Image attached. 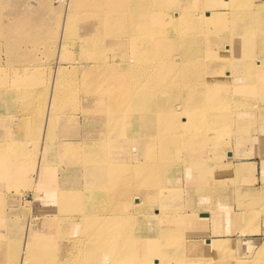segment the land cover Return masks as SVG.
Masks as SVG:
<instances>
[{"label":"rangeland","instance_id":"1","mask_svg":"<svg viewBox=\"0 0 264 264\" xmlns=\"http://www.w3.org/2000/svg\"><path fill=\"white\" fill-rule=\"evenodd\" d=\"M78 4L84 0H0V88L13 86L16 94L8 107L0 91V264H62L54 257L65 246L56 240L73 242L64 264H213V258L201 260L196 246L215 238L225 239L236 258L258 264L264 251V54L262 60L251 55L258 64L232 87L220 111L222 126L215 124L211 99L197 94L187 109L169 104L166 113L148 115L165 124L147 133L130 125L128 114L106 123L109 113L130 104L110 90L95 98L105 111L91 123L82 113L83 49L76 43L83 31L67 34L69 17L84 15ZM262 26L264 17L246 36H259ZM234 42L216 52H231ZM119 47L111 44L105 54ZM61 67L68 68L64 74ZM14 71L21 72L19 80L11 79ZM226 80L222 75L212 83L224 88ZM211 120L216 141L209 142ZM144 133L149 142L159 140L146 178L139 179L148 154ZM194 163L201 174L190 169ZM100 183L104 195H97ZM185 242L194 258H185ZM160 247L162 263L154 259Z\"/></svg>","mask_w":264,"mask_h":264},{"label":"bare ground","instance_id":"2","mask_svg":"<svg viewBox=\"0 0 264 264\" xmlns=\"http://www.w3.org/2000/svg\"><path fill=\"white\" fill-rule=\"evenodd\" d=\"M95 1L101 7H94ZM84 3V6H76V10L84 7L82 20L74 21L69 17L67 34L75 31L73 28L83 31L81 41L76 44L83 49L80 69L85 78L83 91L87 103L82 113L86 121L103 119L100 117L105 109L101 110L102 106L95 103V98L100 91L110 90L109 93L117 98L130 100V104L128 109L109 113L106 123L128 114L130 125L147 133L153 125L165 124L160 119L152 122L148 115L166 113L170 110L169 104L176 109L180 106L186 108L188 100L192 102L197 94L211 99V112L218 117L215 124L220 126V111L228 105L230 92L236 90V82H244L251 73L250 66L258 64L252 56L261 58L264 54V26L258 27L262 31L259 36H246L245 32L264 17V0H84ZM233 37L235 42L231 52L228 48L216 52L226 47ZM9 44L14 50L19 49L13 43ZM111 44L120 47L115 54L107 56L105 53ZM127 56L129 58L126 59ZM30 63L29 60L23 62V66L29 67ZM65 69L68 68L61 67L58 71L64 74ZM222 75L227 76L225 87L213 85V79ZM12 76V80H19L21 72L14 71ZM14 89L10 85L0 88L1 94L8 100L5 102L8 107L12 97L16 96ZM250 91L259 93L260 90L251 88ZM89 99L92 102H88ZM257 108L260 106L256 105ZM211 124L212 120L207 129L209 142L216 141ZM229 124L230 118L226 119L227 128ZM95 134L89 136L100 135ZM139 136L148 147L147 156L138 166V178L145 179L144 171L153 164L150 150L158 146L159 139L149 142L145 133ZM190 169L199 174L202 172L196 163ZM137 186L142 189L140 193H146L143 191L147 187L146 182L141 181ZM104 192L103 183L98 184L97 195H104ZM138 201L139 195L134 202ZM205 216L208 217L209 212ZM145 236L142 234V237ZM55 243L65 248L64 254L60 257L55 255L54 259L62 264L69 262L68 252L73 242L56 240ZM183 245L187 250L185 258H194L189 256L188 243ZM226 245L225 239L215 238L200 241L196 248L204 255L201 260L213 258V264H227L225 257L231 258L229 264H249L247 257L236 258L234 251H226ZM262 246L264 248V241ZM157 249L161 250L154 255V259L162 263V248ZM260 254L258 264H264V251Z\"/></svg>","mask_w":264,"mask_h":264},{"label":"crops","instance_id":"3","mask_svg":"<svg viewBox=\"0 0 264 264\" xmlns=\"http://www.w3.org/2000/svg\"><path fill=\"white\" fill-rule=\"evenodd\" d=\"M43 216H41V218H42ZM47 217V216H46Z\"/></svg>","mask_w":264,"mask_h":264}]
</instances>
